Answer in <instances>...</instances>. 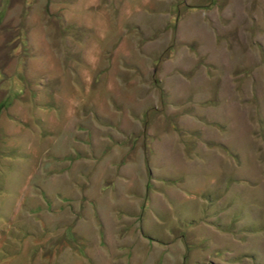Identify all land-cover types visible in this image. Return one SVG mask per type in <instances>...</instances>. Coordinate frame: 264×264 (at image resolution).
Returning a JSON list of instances; mask_svg holds the SVG:
<instances>
[{"label":"rangeland","instance_id":"374dc122","mask_svg":"<svg viewBox=\"0 0 264 264\" xmlns=\"http://www.w3.org/2000/svg\"><path fill=\"white\" fill-rule=\"evenodd\" d=\"M0 264H264V0H0Z\"/></svg>","mask_w":264,"mask_h":264}]
</instances>
